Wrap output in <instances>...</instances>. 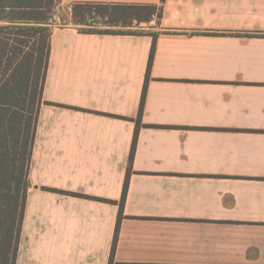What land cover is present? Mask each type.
Returning a JSON list of instances; mask_svg holds the SVG:
<instances>
[{"label":"crops","instance_id":"obj_1","mask_svg":"<svg viewBox=\"0 0 264 264\" xmlns=\"http://www.w3.org/2000/svg\"><path fill=\"white\" fill-rule=\"evenodd\" d=\"M74 4L161 16L92 33ZM53 15L15 264H264V0Z\"/></svg>","mask_w":264,"mask_h":264},{"label":"trees","instance_id":"obj_2","mask_svg":"<svg viewBox=\"0 0 264 264\" xmlns=\"http://www.w3.org/2000/svg\"><path fill=\"white\" fill-rule=\"evenodd\" d=\"M58 1L0 0V264L16 263L29 187L28 171L49 61L50 23ZM154 15L160 17L161 10L152 5L72 6L73 21L83 25L84 31L92 33H134L132 30L109 27H131L134 22L149 21ZM145 91L146 81L139 113L143 109ZM139 127L137 120L130 162ZM127 176L122 199L126 192ZM114 244L115 241L112 251Z\"/></svg>","mask_w":264,"mask_h":264},{"label":"rangeland","instance_id":"obj_3","mask_svg":"<svg viewBox=\"0 0 264 264\" xmlns=\"http://www.w3.org/2000/svg\"><path fill=\"white\" fill-rule=\"evenodd\" d=\"M99 29H101V30H105L106 27H99ZM109 29H113V28H110V27H109ZM115 30H116V29H115Z\"/></svg>","mask_w":264,"mask_h":264},{"label":"built area","instance_id":"obj_4","mask_svg":"<svg viewBox=\"0 0 264 264\" xmlns=\"http://www.w3.org/2000/svg\"><path fill=\"white\" fill-rule=\"evenodd\" d=\"M54 16V18H56V16L55 15H53ZM53 19V18H52ZM52 21V20H51Z\"/></svg>","mask_w":264,"mask_h":264}]
</instances>
